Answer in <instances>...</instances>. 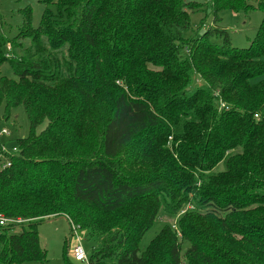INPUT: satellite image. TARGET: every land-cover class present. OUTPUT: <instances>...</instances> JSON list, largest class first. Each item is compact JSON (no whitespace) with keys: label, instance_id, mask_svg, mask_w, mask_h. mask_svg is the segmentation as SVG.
<instances>
[{"label":"trees","instance_id":"obj_1","mask_svg":"<svg viewBox=\"0 0 264 264\" xmlns=\"http://www.w3.org/2000/svg\"><path fill=\"white\" fill-rule=\"evenodd\" d=\"M38 2L0 29V129L28 120L0 149V216L22 219L0 264H45L36 225L59 216L98 241L89 264H264V0ZM254 8L232 46L219 13Z\"/></svg>","mask_w":264,"mask_h":264},{"label":"rangeland","instance_id":"obj_2","mask_svg":"<svg viewBox=\"0 0 264 264\" xmlns=\"http://www.w3.org/2000/svg\"><path fill=\"white\" fill-rule=\"evenodd\" d=\"M30 7L32 10L33 22L36 26L39 22L43 5L38 0H0V29L8 36L13 37L17 34L22 22L21 9ZM202 14H190L192 27L198 25V21ZM221 20L215 25L227 31L230 43L232 46L239 48H246L250 40L256 33L258 25L262 18V12L258 9H252L248 12L231 10H224L219 13ZM213 26L212 13L208 10V16L204 26L200 32L207 27ZM219 41V39H217ZM1 74L6 77H13L12 70L7 63L0 67ZM257 79H264V74ZM200 83V81H198ZM14 118L8 123H3L2 128L6 129L7 134L0 137V148L7 154H14L13 147L16 139L26 136L28 132V120L26 115L20 108L13 110ZM44 125L39 127V130ZM1 128V129H2ZM4 154V153H3ZM0 157L1 154H0ZM222 168L219 164L217 169ZM174 219L163 214L160 220H157L152 228L148 230L141 239L140 250L142 251L148 242L158 233L161 227L168 223H173ZM37 231L40 245L46 250L47 261L45 264H83L75 261L69 247L73 245V238L71 237V230L69 229L67 220L62 217H54L44 221L37 222ZM79 236L83 240V248L89 256L93 248L98 245V241L94 238L85 237V231L79 230ZM185 245V244H184ZM37 264V263H29Z\"/></svg>","mask_w":264,"mask_h":264},{"label":"built area","instance_id":"obj_3","mask_svg":"<svg viewBox=\"0 0 264 264\" xmlns=\"http://www.w3.org/2000/svg\"><path fill=\"white\" fill-rule=\"evenodd\" d=\"M8 48V47H7ZM7 134L6 129L2 128L0 129V137L2 135ZM1 152H3V148L1 147ZM13 150L15 151V149L13 148ZM8 165V164H6ZM19 221H22V219L19 218H5L3 216H0V225H4L8 222H12V223H18ZM70 230H71V237L73 238V245L71 247H69V250L73 256V258L75 259V261L83 263V264H89L88 261V255L86 254V252L84 251L83 248V240L80 236H79V229L77 226L70 224Z\"/></svg>","mask_w":264,"mask_h":264},{"label":"water","instance_id":"obj_4","mask_svg":"<svg viewBox=\"0 0 264 264\" xmlns=\"http://www.w3.org/2000/svg\"><path fill=\"white\" fill-rule=\"evenodd\" d=\"M65 218V217H64ZM66 219V218H65Z\"/></svg>","mask_w":264,"mask_h":264}]
</instances>
